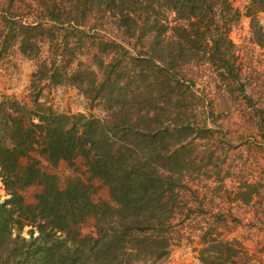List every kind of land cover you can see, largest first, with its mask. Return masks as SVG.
I'll return each mask as SVG.
<instances>
[{
	"label": "trees",
	"instance_id": "obj_1",
	"mask_svg": "<svg viewBox=\"0 0 264 264\" xmlns=\"http://www.w3.org/2000/svg\"><path fill=\"white\" fill-rule=\"evenodd\" d=\"M8 1L0 52L15 43L21 54L34 58L48 45L40 71L51 73L52 79L58 71L52 68L67 57L56 48L57 39L61 31H71L75 49L87 61H74L75 67L70 63L71 72L65 73L91 102L112 106L115 120L107 124L84 115L55 114L36 98L38 107L32 109L14 101L0 103V180L9 197L0 202V264H128L136 257L161 258L179 223L174 211L178 198L171 195L165 202L164 195L148 194L153 188L159 189L153 191L157 194L166 189L159 169L172 173V179L178 174L169 162L180 163L177 145L183 146L192 132H209L207 121H190L209 112L190 88L197 73L194 65L214 66L221 76L238 82L228 55V47H234L226 28L232 18L229 0ZM65 1L74 10L70 18L61 19ZM249 1L248 16L264 7V0ZM19 3L28 5L27 15ZM79 5H88V12L96 7L94 24L75 18ZM165 13L173 19H163ZM40 15L44 19L36 17ZM252 30L264 48V31ZM40 146L53 166L80 154L89 158L91 172L109 186L116 205L93 204L80 186L61 190L54 177L24 167L21 160ZM35 184L43 190L35 208H25L21 193ZM23 208L32 216L27 225ZM87 216L94 217L95 239L81 240L66 232L65 217L76 224ZM24 226L31 227L28 239L19 232ZM230 244L213 246H224L228 255L221 256L233 260ZM207 258L203 264H209Z\"/></svg>",
	"mask_w": 264,
	"mask_h": 264
},
{
	"label": "rangeland",
	"instance_id": "obj_2",
	"mask_svg": "<svg viewBox=\"0 0 264 264\" xmlns=\"http://www.w3.org/2000/svg\"><path fill=\"white\" fill-rule=\"evenodd\" d=\"M229 3L232 18L226 28L228 40L234 47L229 48L227 43L224 46L228 47L238 82L231 80L229 75L221 76L222 72L214 66L198 68L194 60L186 68L190 70L196 66L197 73L190 88L196 91L198 101L204 102L209 109L204 117H194L190 121L199 125L207 121L209 132H192L183 146L177 145L180 163L169 162L173 164L170 168L178 174L172 179V173L159 169L161 186L166 189L157 194L159 189L153 188L148 194L164 195L165 202L171 195L178 198V209L174 211L177 213L175 222L179 223L170 233L166 254L157 259L132 258L128 264H203L202 258L206 257L209 264H264V48L257 44L252 30L262 28L264 31V7L252 13L254 16H248L249 0H229ZM10 7L8 0H0V32L5 11H10ZM18 7L25 9L26 15L29 12L24 3H19ZM63 7L60 18H70L74 5L65 1ZM95 9L88 12V5L85 8L79 5L75 18L92 25L99 17ZM234 12L238 17H233ZM36 17L44 19V15ZM173 17L172 13L162 16L168 21ZM26 19L31 21V17L26 16ZM74 40L71 31L60 32L56 48L67 57L56 64V69L52 68L58 70L52 79L51 73L40 71L42 62L48 57V45L42 46L38 57L28 58L15 43H10L5 52H0V103L14 101L18 107L32 109L38 107L34 106L36 98V103L55 114L84 115L113 123V107L99 100L91 102L65 73L71 72L70 63L75 67L77 62L74 61H87L80 49H75ZM88 159L80 154L53 166L46 148L40 146L22 159L21 164L34 166L41 173L54 177L61 190L78 185L93 204L115 206V196L111 195L108 185L93 175ZM188 159V164H182ZM42 190L43 185L37 184L25 188L21 193L22 205L35 208ZM7 198L0 180V202ZM25 208L22 217L23 224L27 225L32 216ZM63 220L66 232L78 235L81 240L96 238L93 216L77 220L76 224L67 217ZM30 229L24 226L20 235L28 239ZM222 241L231 242L232 247L228 248L236 256L233 260L222 257L228 255L224 246H213Z\"/></svg>",
	"mask_w": 264,
	"mask_h": 264
}]
</instances>
